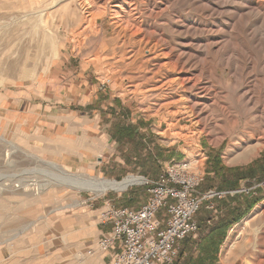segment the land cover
Listing matches in <instances>:
<instances>
[{
    "label": "rangeland",
    "instance_id": "374dc122",
    "mask_svg": "<svg viewBox=\"0 0 264 264\" xmlns=\"http://www.w3.org/2000/svg\"><path fill=\"white\" fill-rule=\"evenodd\" d=\"M37 9L45 10L52 50L22 17ZM221 11L209 0H0V264L66 260L58 250L80 217L100 223L108 205L139 207L146 181L167 165L159 154L168 139L185 156L170 163L201 171L200 193L220 185L216 159L245 167L264 153V25L249 20L247 32L263 37L258 48L219 23ZM42 159L72 174L132 182L121 191L39 186L34 201L14 195L19 184L58 173ZM254 192L238 193L261 199L227 231L222 264H264V187Z\"/></svg>",
    "mask_w": 264,
    "mask_h": 264
},
{
    "label": "built area",
    "instance_id": "2783aa9c",
    "mask_svg": "<svg viewBox=\"0 0 264 264\" xmlns=\"http://www.w3.org/2000/svg\"><path fill=\"white\" fill-rule=\"evenodd\" d=\"M202 179L201 171L192 169L189 163H172L156 181H146L148 197L139 207L102 208L100 223L109 224L110 230L99 237L97 248L105 251L117 245L112 264H172L179 242L197 230L195 217L203 201L222 198L226 193L255 194L256 188L264 187L263 177L237 189L200 193L197 189ZM213 207L209 202L207 208Z\"/></svg>",
    "mask_w": 264,
    "mask_h": 264
},
{
    "label": "bare ground",
    "instance_id": "6f19581e",
    "mask_svg": "<svg viewBox=\"0 0 264 264\" xmlns=\"http://www.w3.org/2000/svg\"><path fill=\"white\" fill-rule=\"evenodd\" d=\"M209 3H211L212 6L214 7V11L223 9V11L220 12L219 23L223 24L225 27H230L233 31L238 30L241 34H245L246 38L252 44H255L256 47L261 45V41L263 40V37L261 36V32H256V31L247 32V31L250 28L249 20H251V18L258 19L261 22V24L264 25V0H209ZM44 13H45L44 9L29 10L27 11V13L23 14L22 17L29 22V24L28 23L27 24L30 26V28L32 27L31 30H33L35 35H37L38 38L40 39L39 41L41 45L40 47L51 49L54 45V36L48 32L46 28V24L44 25V23L42 22V17ZM187 80L188 79H186V81ZM254 148L256 147H253V149H251L250 151L243 152V154H239V159L241 161L248 159L252 155L253 152L252 150H255ZM6 155L8 156L9 154ZM42 160L48 163L49 165H51L52 167H55L58 170V173L48 174L47 175L48 178L44 181L43 184L36 182V180L35 181L33 180L34 182L30 180L31 183H21V182H20L21 184L17 183L19 185L16 186L15 189H13L15 193L14 195H23V198L25 200L34 201L35 200L34 197H36V195L39 193L41 195V192L46 190V187L51 189L52 187L54 188V186L62 187L64 189L66 187L74 190L76 189V192L80 191L81 189L92 192H96L98 190L105 191L107 189H116L118 191H121L128 184L132 182V180L130 179H125L122 182L105 180L92 173H87L85 175L82 174L80 176L60 170V168H58L55 162L44 159ZM39 186H41L40 188L42 190L41 192H32L36 187ZM1 190L2 189L0 188V191ZM33 195L35 196L32 197ZM67 206H69V204H67ZM55 209L60 210L62 209V207H60L59 204V206L57 205ZM45 215H47L46 212H43L42 217H44ZM233 246H234V242H232V239L228 240L225 249V256H230L231 248ZM227 261L229 262V260Z\"/></svg>",
    "mask_w": 264,
    "mask_h": 264
},
{
    "label": "trees",
    "instance_id": "16d2710c",
    "mask_svg": "<svg viewBox=\"0 0 264 264\" xmlns=\"http://www.w3.org/2000/svg\"><path fill=\"white\" fill-rule=\"evenodd\" d=\"M121 137L124 132L128 135L130 131L120 130ZM219 160H215L217 171L221 173L220 185L217 192L237 189L240 181L254 178L256 173L264 171V153L252 163L245 167L223 168L219 166ZM262 176V174H261ZM260 176V177H261ZM260 177L259 180H260ZM261 199L260 196L230 195L224 197H213L210 201L215 204V209L221 210L216 217L210 215V210L202 206L196 218V237L189 235L181 241L179 254L172 264H218V253L220 245L224 241L227 231L238 223ZM218 204H220L218 206Z\"/></svg>",
    "mask_w": 264,
    "mask_h": 264
},
{
    "label": "crops",
    "instance_id": "0c3cea01",
    "mask_svg": "<svg viewBox=\"0 0 264 264\" xmlns=\"http://www.w3.org/2000/svg\"><path fill=\"white\" fill-rule=\"evenodd\" d=\"M160 153L159 156L161 160L164 161L163 163L167 164L163 171L172 164L170 162L179 161L182 157L185 159V156H182L184 153L183 150L175 146V141L173 139H168L165 146L160 149ZM159 175L154 177V179L151 178L150 181H156ZM212 190L214 189L203 190V193ZM162 214L163 211H160L158 216L161 217ZM79 219L80 222H83V227L71 229L64 234V239L60 246L62 248L58 250L59 253L66 256V260H52L51 264H112L113 255L118 250L117 245L105 251L98 249L96 246L99 237L110 230V225H102L99 223L97 215L96 221L93 220L94 216L89 213ZM218 264L222 263L218 260Z\"/></svg>",
    "mask_w": 264,
    "mask_h": 264
}]
</instances>
